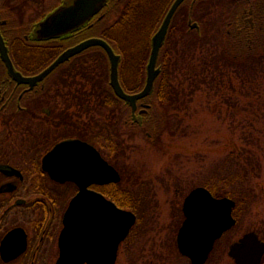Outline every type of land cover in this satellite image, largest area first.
<instances>
[{
	"label": "flooded vegetation",
	"instance_id": "1",
	"mask_svg": "<svg viewBox=\"0 0 264 264\" xmlns=\"http://www.w3.org/2000/svg\"><path fill=\"white\" fill-rule=\"evenodd\" d=\"M65 1L0 0V34L15 70L21 78L28 79L12 77L0 58V264H57L65 212L81 191L79 183L69 176L87 175L88 170L90 176L84 180H90L85 186L87 192L100 194L136 215L135 223L118 243L113 263L119 264L121 254L124 263L131 264L134 247L130 237L138 219L134 197L127 188L129 178L124 179L116 163L122 147L117 141L114 144L112 138L126 142L135 129L147 133V127L155 121L151 100L164 94L158 88L164 87L166 81L165 51L180 45L183 32L191 38L198 34L200 26L192 27L193 23L198 24L194 19L198 0H185L188 9L183 10L181 4L173 13L156 59L155 68L159 72L153 90L138 98L135 105L118 96L110 86V62L100 45L88 46L40 78L37 76L65 50L89 38H101L119 55L118 79L124 92L138 93L148 77L152 37L173 0H106L98 12L76 29L55 37H38L39 22ZM250 8L252 13L247 12L243 25L241 21L228 22L227 31L233 39L234 29L241 34L244 28L250 41L251 30L256 26L252 4ZM135 18L156 19L141 27ZM133 38L135 43L129 42ZM137 41L143 46L139 47ZM124 51L130 53L126 68ZM91 56L107 66L101 73L104 79L108 77L106 91L100 86L98 91L99 87L94 85L92 90L86 88L83 78L93 63ZM103 106L109 108L105 118L101 114ZM63 142L69 143L61 153L50 156ZM99 158L117 172L119 179L94 181L99 168L102 171ZM181 213L179 227L184 220L182 209Z\"/></svg>",
	"mask_w": 264,
	"mask_h": 264
},
{
	"label": "rangeland",
	"instance_id": "2",
	"mask_svg": "<svg viewBox=\"0 0 264 264\" xmlns=\"http://www.w3.org/2000/svg\"><path fill=\"white\" fill-rule=\"evenodd\" d=\"M255 2L263 4V0ZM250 3L247 2L245 6L248 7ZM196 5L194 19L200 26L198 38L208 44L202 49L193 47L195 44L189 41L192 40L190 35L183 32L180 45L169 47L171 55L168 66L171 68L172 83L180 89L179 98L172 101L166 96H158L151 100L155 125L147 127L148 134L145 130L135 129L134 135L126 142L121 138L119 143L114 136L112 138L114 144L117 141V145L123 148L118 152L116 163L119 164L124 179L127 181L129 178L127 188L134 197L138 219L130 237L134 247L131 264H190V260L179 253L175 237L182 220L183 198L199 185L216 187L219 194L230 191V196L237 201L233 209L235 225L215 242L205 264H234L228 255V247L245 232L254 229L259 237H264V121L262 125L242 124V120L238 124L236 114L239 113V106H242V102L247 105L246 99L249 97L238 99V105H235L232 99H226L230 90L207 93L201 87L192 90L190 94L189 81H184L185 74H194L195 79H200L201 68L205 64L203 61L207 59V62H212V56L208 58V53L213 52V45L216 47L222 42L224 33L215 32L211 35V26L225 10L226 18L224 22L221 21L222 30H228L227 24L233 14L229 10L231 4L227 0H199ZM202 7L212 10L203 25L202 20H198V17L203 16ZM141 19H134L141 27H146L152 20ZM192 36L197 38V33ZM130 41L135 43L134 38ZM138 44L139 47L143 46V43ZM124 55L126 68L129 51H124ZM235 55L242 56L237 51ZM97 58L91 56L93 63L87 69L83 81L86 82L87 89L92 90L94 85L106 91L109 89L108 77L105 76L104 79L101 73L107 66L100 59L97 61ZM262 70L261 76H256L257 79L253 82L256 95L260 96L261 91H264V83L261 84L264 80V68ZM215 75L218 76V72ZM213 77L216 82L217 77ZM237 94L231 92V97L240 96ZM260 99L264 106V99ZM228 103L232 110H228ZM234 107L237 108L234 110ZM108 110L103 106L102 117H106L104 113ZM231 112L236 113L233 124L230 120L234 114ZM237 154L241 157H236ZM242 156L249 157L246 158L249 160L246 170L242 167L245 165L242 164ZM119 256V264H126L125 257L121 258V254ZM261 264H264V258Z\"/></svg>",
	"mask_w": 264,
	"mask_h": 264
},
{
	"label": "water",
	"instance_id": "3",
	"mask_svg": "<svg viewBox=\"0 0 264 264\" xmlns=\"http://www.w3.org/2000/svg\"><path fill=\"white\" fill-rule=\"evenodd\" d=\"M184 1H172L154 33L147 65L148 77L145 86L138 93L130 95L124 92L118 79L119 55L115 54L111 46L101 38H89L65 50L37 78L76 52L91 45H100L106 51L110 62V86L118 96L135 105L138 98L150 94L153 90L154 78L159 72V68H155L159 49L165 40L173 13ZM105 3L106 0H66L39 22L36 30L37 36L49 38L68 33L88 21ZM249 12L252 13V9ZM192 27H198V24L195 22ZM0 58L6 63L12 77L28 81L26 78H21L20 73L15 70L1 34ZM67 143L69 142L56 146L50 152V156L61 153ZM90 162L87 158V164ZM99 163L102 165V171L99 168L94 175V181L102 180V178H106L105 180L119 179L117 172L104 160L99 158ZM88 176H90L89 170L87 175L69 176V179L79 183L81 191L72 198L65 212V226L60 235L61 254L57 264H83V262L113 264L118 243L126 236L135 222L136 216L133 212L117 207L100 194L87 192L85 186L90 180L87 182L84 180ZM234 204L231 198L215 197L203 186L193 188L185 196L182 203L184 220L179 227L176 242L180 253L190 259V264H204L215 241L234 225L235 219L232 215ZM228 255L233 259L234 264H261L264 256V241L255 231L246 232L230 244Z\"/></svg>",
	"mask_w": 264,
	"mask_h": 264
},
{
	"label": "trees",
	"instance_id": "4",
	"mask_svg": "<svg viewBox=\"0 0 264 264\" xmlns=\"http://www.w3.org/2000/svg\"><path fill=\"white\" fill-rule=\"evenodd\" d=\"M199 1V0H198ZM230 5V11L233 12L232 16L229 18L230 21H233L235 24L242 22L243 25V20L246 14H248V7L245 5L247 2H251L250 4L253 5V10H254V18L256 21V26L253 28L251 31V35L249 36L250 41L247 39V31L243 28L242 33L238 34L236 33V30L234 29L233 33L236 34V36L232 37L228 31H224L223 29V23L225 20L226 12H222V15L218 17V20L216 23L212 24V33L211 35H214L215 32L219 33H224L223 36L221 37L222 42L217 44V46L212 49V53L208 56H212V62L208 61L205 59L203 62L204 66L201 68V76H199L200 79H195L194 74H185L184 81L188 80V85H190V91L189 93L191 94L192 90L195 89H200L202 87V90L208 91L207 93H218L219 91H231V92H236L238 93L237 95L240 96H235L231 97V92L227 94L229 101L231 99L233 100V104L238 105V99H242V97H249L246 100L247 105L242 102V106H239L238 114L235 112H231V114H234L232 117L231 124L234 123L235 120V114L238 116V124L242 120V124H251V125H262L264 121V106L262 105V100L264 99V91H261V96L256 95L255 92V87L253 82L257 79L256 76L262 74V68H264V0L263 4L260 5L256 3V0H227ZM198 3V2H197ZM202 3V2H201ZM197 6V5H196ZM143 8V7H142ZM181 8L183 10H187L188 7L184 5V3L181 5ZM203 8V7H202ZM202 10V9H200ZM210 10V9H208ZM206 8L201 11V14L203 15L201 18L198 17V20L201 21L202 25L207 22V15H210L212 13V10L208 11ZM208 11V12H207ZM227 11V10H226ZM144 19V18H143ZM142 20V19H141ZM145 20V19H144ZM142 20V21H144ZM201 25V28H202ZM201 35V32H200ZM199 33L197 34V38L193 37L191 38L192 40H189L191 43L195 44L197 48H201L206 46L208 43L207 41L203 39L198 38ZM211 39L213 40V36H211ZM200 40L201 43L198 42ZM190 43V44H191ZM199 43V44H198ZM206 43V44H205ZM211 45V43H210ZM201 46V47H198ZM211 48V47H210ZM209 48V50H210ZM233 49V50H232ZM170 49L166 50L168 56L171 55V52L169 51ZM232 50L233 54H230V51ZM240 53L242 56L235 55V53ZM167 56V64L165 67V74H166V81L164 87H159L158 89L160 91H163V95L159 96H166L167 99H171L172 101L177 100L180 95V89L178 86L174 85L171 81V68L168 66L169 62V57ZM209 64V65H208ZM214 66V67H213ZM211 71L209 72V70ZM218 72V76L215 75ZM213 72L215 74H213ZM202 74L204 75L202 77ZM213 76H216V82ZM219 81V82H218ZM264 83V80H262ZM180 84H182L180 82ZM238 84V85H237ZM264 90V88H262ZM219 90V91H218ZM242 90V92H240ZM218 91V92H217ZM214 96V94L212 95ZM158 97V96H156ZM243 100V99H242ZM229 103L227 107H229ZM225 107V106H224ZM231 105L228 110L231 109ZM240 107H242L240 109ZM237 107H234V110ZM220 109H223V107H220ZM232 110V109H231ZM155 121H151L150 126H154ZM236 157L240 158L239 154L236 155ZM243 161V169H247L248 161L247 159L249 157L247 156H242ZM247 158V159H246ZM254 162V161H253ZM209 190L215 195V196H229V192H225L222 194H219L215 188L213 187H208ZM232 198V197H231ZM237 202V201H235ZM264 239V237H262Z\"/></svg>",
	"mask_w": 264,
	"mask_h": 264
}]
</instances>
